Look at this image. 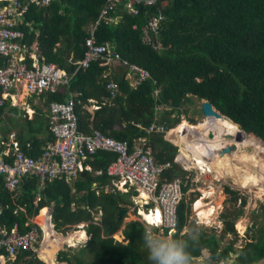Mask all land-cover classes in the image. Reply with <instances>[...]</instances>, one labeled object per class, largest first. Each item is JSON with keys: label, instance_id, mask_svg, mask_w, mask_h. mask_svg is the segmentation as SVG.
<instances>
[{"label": "trees", "instance_id": "1", "mask_svg": "<svg viewBox=\"0 0 264 264\" xmlns=\"http://www.w3.org/2000/svg\"><path fill=\"white\" fill-rule=\"evenodd\" d=\"M103 4V0H55L48 9L32 7L25 17V22L33 21L32 29L26 25H21L20 29L25 34L27 47L32 49L36 46L40 52L39 64L56 63L63 72L73 73L75 67L69 62V54L73 53V59L82 56L84 40L89 36L88 29L96 21ZM134 8L136 14L119 11L121 20L118 23H101L95 37L99 44L109 42L121 59L148 71L150 78L130 87L123 80L119 66L100 68L96 63H91L88 69L78 71L73 76L67 88L63 86L55 94L48 93V100L61 102L65 95L77 92L79 96L75 99V112L79 119V130L89 134L91 125L92 129L115 140L127 141L131 146L132 139L147 136L144 129L153 121L156 105L171 109L160 120L165 122L166 128H172L180 121L179 116L183 111L184 115L188 114L184 108L195 97L210 102L214 109L240 126L244 133L253 134L264 143V0H156L149 6L139 2ZM159 15L162 19L157 34L151 38L152 44L143 43V28L150 19ZM58 42L61 46L55 49ZM153 44L160 45V49L154 48ZM27 64L31 67L32 60H27ZM111 76L113 82L117 83L116 96L111 100V105H101L88 123L90 115L83 107L90 98L101 104L103 98L109 96L105 87ZM155 90L159 91L157 95H153ZM174 111H178L176 118L171 117ZM186 119L191 124L196 123L189 116ZM27 130L33 137L42 131V124L38 129ZM200 130L201 127L196 126L190 135L192 139L184 143H180L185 140L184 137L170 136L176 139L175 144L179 143L178 165V161L188 158L194 141L203 143L204 136ZM150 146L158 163L170 164V168L162 173L160 183L188 178L179 168L180 165L173 162L176 148L164 142L162 136H152ZM25 152L30 156L36 155L31 150ZM115 157L111 153H96L87 160L91 172L79 173L72 180L59 176L45 181L44 191L40 195L37 194V186L42 182L27 180L23 185L24 192H19L15 197L17 207L12 204V194L2 189L0 207L6 203L9 208L3 211L0 225L9 229L18 222L21 231H29L31 227H23L26 217L36 216L41 210L36 219L41 216L46 219H41L45 230H51L53 224L56 231L66 234L73 226L88 223L83 229L90 237L85 247L80 248L74 256L61 251L56 260L54 256L50 258L52 262L146 264L144 253L138 248L143 225L137 226L139 222L130 221L123 226L126 214L117 220L118 211L131 204L129 194L103 191L105 185L110 184L105 174L106 168ZM95 171H102V175L96 176ZM188 189L186 182L182 185L177 227L172 237L184 238L186 235L180 233L188 223L193 201H187ZM225 191L236 201V192L228 188ZM35 196L38 204L33 208ZM241 205L238 212L222 216V237L228 233L235 235L233 220L241 214L245 200L241 201ZM44 208H50L51 225L49 212ZM98 213V225L90 223H94V216ZM231 217L233 219H229ZM262 221L256 236L250 237L239 249H234L235 238L219 251V240L201 231L199 244L191 248L193 263L197 264L199 256L207 250L205 258L211 257V264L221 260L227 262L232 256L235 257L231 264H264V214ZM121 228L123 241L117 242L113 235ZM62 239L65 240L60 242V247L63 244L75 247L77 242L84 239V234L77 231L64 238L57 236L55 241ZM26 258L29 261H25ZM20 259L22 263L44 264L32 251H24L18 261Z\"/></svg>", "mask_w": 264, "mask_h": 264}, {"label": "built area", "instance_id": "2", "mask_svg": "<svg viewBox=\"0 0 264 264\" xmlns=\"http://www.w3.org/2000/svg\"><path fill=\"white\" fill-rule=\"evenodd\" d=\"M54 1L0 0V109L10 99V104L17 106V95L21 88L26 94L37 97L44 93L55 94L62 86H67L78 71L88 69L91 63H96L100 68L120 63L128 69V76L137 75L138 83L149 78L146 70L121 59L109 42L97 43L95 32L101 23L112 24L118 21L121 18L119 11L136 14L135 4L143 2L149 6L156 0H103L100 14L93 23L89 36L84 40L82 56L69 59L75 67L71 76L64 74L53 63H43L39 66L33 64L29 67L25 58V34L20 26L26 25L32 29L33 21L25 22L30 7H50ZM161 19L159 15L148 21L146 29L154 36ZM145 33L143 35L150 43L152 37L147 31ZM107 88L111 90L112 95L117 90L114 83H110ZM75 106L73 98L66 102L49 103V131L54 140L47 144L37 157L26 155L14 140V135L9 136L11 142H8L0 133V194L2 186V189L16 197L27 179H37L42 183L59 176H64L67 180L75 179L79 173L91 171L87 160L93 155L98 152L111 153L116 157L105 172L110 181L111 192H137L139 198L144 194L145 199L142 201L137 196L138 202L141 201V206H148L145 217L152 216L154 219L149 222L145 218L146 225L160 228L161 232L167 231L168 234L175 233L177 207L182 198L181 183L179 180L171 183L159 182L169 164L157 163L144 140L130 146L127 141L115 140L98 130L91 134L80 131ZM91 108L98 110L100 106L94 104ZM152 132L150 129L148 133ZM95 175H102V171H95ZM131 199L137 204L136 196ZM39 230L42 233V230ZM39 230L32 228L23 232L18 223H14L9 229L0 225V264H27L18 259L24 251L35 252L37 246V250L40 249L42 240ZM25 261L29 259L26 258Z\"/></svg>", "mask_w": 264, "mask_h": 264}, {"label": "rangeland", "instance_id": "3", "mask_svg": "<svg viewBox=\"0 0 264 264\" xmlns=\"http://www.w3.org/2000/svg\"><path fill=\"white\" fill-rule=\"evenodd\" d=\"M120 20L121 18L118 19V21H116L115 23L119 22ZM145 31H147L148 33L150 32L148 29H146V27H144L143 34H146ZM147 41H148L147 38L144 35H142L143 43L152 44L151 42L148 43ZM59 45L61 46V43L58 42L56 46L59 47ZM153 47L156 49L158 48L160 49V45H157V44L155 45L153 44ZM153 95H156V93H153ZM191 102L192 103L188 104L186 108H184V110L188 111L187 115L190 118L196 120V123L190 124L188 121H185V119L188 116L184 115V111H183L182 115H180L181 123L180 122L178 123L180 124V126L174 127L180 130L178 136L183 137L184 135V133H182L184 130L183 126L186 122H188L186 124H189L190 127L200 126L202 128L203 126H205L206 127L205 129H209L210 131L213 132L214 138L212 141L210 140L211 143L213 141L219 140L220 142H219L218 147L224 153L226 149L228 148V145L230 144L229 141L221 139V136L226 134V131H225L226 127L222 125L218 120L205 119L202 116L201 104L203 100H198L197 98L192 97ZM160 112L161 110L158 111L157 113L159 114ZM202 123H204V125ZM205 129L201 130L200 132V134L203 136H204ZM252 135L248 136V138L250 139L253 138L256 140V143L258 142L261 143V141L258 138H255V136L254 135L252 136ZM233 139L235 140V137H233ZM206 140H207L206 137H204V141L201 145H198V147H195V148L193 146L188 158L186 159L187 164H188V167L186 169H189V170L191 169L193 171V172L190 171L186 173V177H188L187 183L189 186L188 194H187V201H189V199H192L193 201L190 204V214L188 218V223L186 224V226L184 227V230L180 233V235H183L184 233L186 234V229L188 228L187 226L191 223L193 224L195 223L200 226L201 231L205 235L212 234L215 236L217 240H219V251L222 250V248L225 245H227L230 241H233L235 238H237V240L235 241L234 249H239V248H242L246 244L247 240L250 237L254 235L256 236L257 229L263 223L262 220H263V214H264V154L258 153L257 149L251 146L249 142L243 145V141H241L239 142L240 144L238 145L237 149H230V154L233 153V155L235 156V159L232 161V164L225 163L218 167L213 166L214 168H216V170L211 171V181H207L204 175L198 176V174L195 173L196 169L199 168V166L203 167L204 165L203 163H201L199 159L194 158L193 156V155L199 154L201 150L200 148L202 147V145L205 144ZM256 168H258L259 172L256 170ZM230 169L231 170L237 169L239 174H235L231 172ZM225 170H229V172L226 174ZM93 187H95V185ZM226 188L237 193L236 201L233 200L234 196L228 195L226 193L225 191ZM106 191L107 193L111 192L110 189H106ZM203 192H212L210 198L204 200V203L208 204V208L212 206L214 207V209L211 210L212 211L211 216H209L207 219H201L197 215V213H195L191 209L195 199L196 200L200 199L203 196ZM144 196L145 195L143 194L142 197ZM135 200L138 202L137 198ZM242 200H245V205L242 208V212L238 218L233 220L235 235L232 233H228L224 235V237H222V230L224 229V220L222 216L224 214H232L235 211L238 212L239 209L242 207L241 205ZM126 208H127V214H126V218L123 220V226L130 221H136V222L141 221L140 218L137 216L136 210L134 209L135 206L133 205L132 202L130 205L126 206ZM44 215L46 216L47 214H44ZM143 217L145 218V216ZM94 218H97V214L94 216ZM229 219H233V218L231 217ZM42 220H46V219L42 217ZM41 224H42L41 219L38 218V225L42 228ZM239 225H242V228H239ZM143 227H148V226L143 225ZM122 228L118 232H116L115 235H113V238L117 240L118 242L123 241V236L121 233ZM155 229L160 231V228H155ZM45 232L46 231L43 230V233ZM172 235L171 236L168 235V236L172 237ZM41 240H42V237H41ZM60 242L62 241H54L52 242V245H50V242H48L45 247L50 252L51 251L56 252L54 254V260H56V257H57L56 254H58L61 251H66L71 256H74L75 254H77L80 248H83L86 245L85 240H82V242L81 241L77 242L75 247H70L68 244H63L61 248L59 249L61 245ZM35 248L36 249L34 253L37 256L38 246ZM202 253L203 254L199 256V259H198L199 261L197 264H201L202 260L206 259L205 257L208 255L207 250L203 251ZM233 257L235 256L230 257V259L227 262L221 260V261H218L216 264H231ZM37 258L39 259L38 256ZM50 258L51 257H47L46 255H44V260L43 261L40 259L39 260L42 262H45L46 264H54L50 260ZM62 264H66V263H62ZM96 264H98L97 261H96Z\"/></svg>", "mask_w": 264, "mask_h": 264}, {"label": "crops", "instance_id": "4", "mask_svg": "<svg viewBox=\"0 0 264 264\" xmlns=\"http://www.w3.org/2000/svg\"><path fill=\"white\" fill-rule=\"evenodd\" d=\"M32 7H34V6H32ZM32 7H30V10H31ZM35 8H37V9H42V8L43 9H48V7H42V8L35 7ZM29 13H30V11H29ZM92 26H93V23L90 25V27L88 29V33H89V31H90ZM133 28H135V26H133ZM36 35H38V32H36ZM56 44H58V43H55V49L57 48ZM36 55H37V57H39V55H41L40 52H38V49L36 51ZM70 58L73 59V53L69 54L68 59H70ZM53 64L56 65V63H53ZM68 64L70 65L69 62H68ZM113 65L119 66V68L122 69V71H121L122 75L121 76H122L123 80L128 83V85L130 87H135V86H137L139 84L137 75L136 76H132L131 75L132 77L128 76V74L126 73L128 69L126 67H124L122 64L116 62ZM36 66H38V65H36ZM136 66L140 67L139 65H136ZM64 73L67 76H71V74H72V73L68 74L66 71H64ZM104 75H106V74H104ZM104 75H102V78L104 77ZM149 78H150V74H149ZM109 79H110V82L105 87V90L109 91V96H106L105 98H103L101 104H99L96 100L90 98L89 100H87V104H85L84 107H83L85 109V111L90 115V119H89L88 123L91 122L95 111H97V110H93V108H91V105L97 104V105L100 106V108L102 107L101 105H108V104L111 105L112 104L111 100L116 96V93L118 91L117 83L113 82L112 76ZM110 83H114L116 85V87H117V90L114 91L113 95L111 93V90H109L107 88V86ZM11 93L13 95H15V93L13 91ZM153 93H156V95H157L158 94V90H155ZM20 95H21V97H20ZM47 95H48V93H44L42 95H39L38 97L36 95H28L25 92H23L22 88H21L19 95H17L19 97L18 98L19 102H16V103H18L17 106H12L10 104L11 99L9 98L10 101H8L5 104V106L3 107L2 111L0 112V133L5 135V138H6V140L8 142H11L10 141L11 139L9 138V136L10 135H14V140L18 142V145L20 146L21 149H23L24 152L27 151V150H31V152L33 154H36L35 156H31V157H37L40 154V152L43 150V148L45 146H47V144L51 143L54 140L52 134L49 131V116H50V114H49V103H51L52 101H56V100H48L49 98H47L48 97ZM78 96H79V94L77 92H71V93L65 95L61 102H66L70 98H73L75 100ZM13 99H15V97ZM107 99H109V101ZM160 110H161V112L158 114L157 112L160 111ZM170 111H171V109H167V108H164L163 106L156 105L154 107V110H153V121L151 122V124L147 128L144 129V131H145L147 136L136 137V138L132 139L131 145L137 143L140 140L146 141L147 147L150 148L151 153H152V155H153V157H154V159H155V161L157 163H158V161L156 160L154 152H153V149L150 146V138L152 136H154V135L162 136V139H163L164 142H166L167 144H169L172 147L176 148V154L178 156V152H177L178 151V147H177L178 144L174 143L176 139H173L172 137H170V132L173 129H175L174 128L175 126L179 127L180 124H176L172 128H166V125L164 124L165 122L164 121L161 122V120H160V118L163 115V113L170 112ZM175 112H177V114H175ZM177 116H178V111H174V113L171 115L172 118H176ZM179 120H180V118H179ZM185 121H188V120L185 119ZM43 122H44V126H43ZM179 122L181 123V120ZM188 122H186V123H188ZM28 123L31 124V125H29V126H31L30 128L28 126ZM41 124H42V131L32 137L31 133L27 130V128L28 129H32V128L38 129ZM87 128H88V126H87ZM161 128H162V131H160ZM194 128H192V131H193ZM89 129L91 130V133L96 130V129H92L91 125H89ZM150 129H152L153 132L148 134V132H150ZM192 131H190L188 136L191 135ZM182 133H184L183 137H188V136L185 135V130ZM225 139L228 140L229 139L228 136H226ZM239 141H242V139H239ZM247 142H249V141H247V140L245 142L243 141V145L245 143L247 144ZM193 146H194V148L198 147V143L194 141ZM225 152H227V150ZM177 156L175 155V157L173 159V162L176 163V164H177V162H176ZM159 164H161V163H159ZM181 168H183L184 170H187V171H192L191 169L189 170V169H186L184 167H181ZM91 171H88V172H91ZM83 172H85V171H83ZM96 176H98V175H96ZM38 185L39 186H37V194L40 195L44 191L43 186H45V184L41 183V185H40L38 183ZM94 185L95 184H93V186ZM21 190H22V188H21ZM103 191H106V188H104ZM21 192H24V190H22ZM96 193H98V192H96ZM36 198H37V196H35L34 201H32L33 208L36 207L37 204H38V201H37ZM12 199H13V203L12 204L15 205L16 207L19 206L17 204V202L15 203V201H17L15 199V197H13ZM141 201L139 202V205H138L139 213H141V210L143 209L142 206H141ZM71 207H73V204H72ZM7 208H9V206L6 203L1 205L0 209L2 210V216L4 214L3 211L5 209H7ZM44 209L48 210V212H49V215H50V217H49V225H51L52 224V216H51L52 214L50 212V208H44ZM21 210L23 211V209H21ZM40 211L37 213L36 216L30 215L29 217H26L25 223L23 224V227H25V228L31 227V229L32 228H37L38 230L39 229L42 230V228L36 223V218L39 216ZM2 216L0 217V220H1ZM97 218H94L95 219L94 223L93 222H90V223L98 225L97 222L99 221L100 213L97 214ZM15 223H18V222H15ZM87 225H88V223L77 224V225L73 226V228L71 230H69L66 234H61L60 232L55 231L56 229H55L53 224H52L51 230H52L53 233H55L59 237H66L70 233L81 231L84 234V239L83 240H85V244H86L89 241L90 237L85 234L83 229ZM43 236H44V233H43V230H42V236H41L42 240H43ZM37 256H38V253H37ZM53 263L54 264H59L58 261L57 262H53Z\"/></svg>", "mask_w": 264, "mask_h": 264}, {"label": "clouds", "instance_id": "5", "mask_svg": "<svg viewBox=\"0 0 264 264\" xmlns=\"http://www.w3.org/2000/svg\"><path fill=\"white\" fill-rule=\"evenodd\" d=\"M101 9H100V11H101ZM24 44L26 45L25 41H24ZM36 51H37V47H33L32 49H29L27 47V53H26L25 58H26V62H27V60H29V61L32 60V62L35 66L36 65L39 66L43 63L39 64L38 60L40 58L37 57ZM71 79H70V81H71ZM70 81H69V83H70ZM65 87H68V85ZM4 137H5V135H4ZM176 156H177V154H176ZM169 168H170V164H169ZM184 172L187 173L190 171L184 170ZM27 180H36V179H27ZM27 180H25L24 183ZM175 180L180 181L181 191H182V185L187 182V179L182 180L181 178H176L173 181H175ZM173 181H171V182H173ZM171 182H163V183H171ZM24 183H23V185H24ZM23 185H22V188H23ZM105 188L110 189V185H105ZM1 191H2V186H1ZM21 191L22 190H20V192ZM104 192H107V191H104ZM128 194H129L130 201L135 206V210L138 211L139 202H137V204H135L134 201L131 199L132 196H136V198H137L138 193L137 192H134V193L130 192ZM138 198H139V196H138ZM139 199L143 200L145 198L141 197ZM181 200H182V198H181ZM195 202H196V199H195L193 205L195 204ZM193 205L191 208L192 210H193ZM150 206H151V208H153L152 204ZM142 208L143 209L141 210V213H139V211L137 212V216L141 220V221H139V223H141V225L147 226L146 225V219L143 216L146 215L145 211H147L148 206L147 207L142 206ZM166 232L167 231L160 232L159 230H157L151 226H148V227L142 226V235H141L140 241L138 242V248L140 251H142L144 253L145 258H146V264H193V256H192L191 248L193 245L199 244V242L201 240L202 232H201L200 226L198 224L194 223L192 226L188 227L186 229V235L184 238L169 237L168 235L171 236L172 234H168V232H167V234H168L167 235V234H165ZM40 234L42 236L41 232H40ZM201 264H211V257L202 260Z\"/></svg>", "mask_w": 264, "mask_h": 264}, {"label": "bare ground", "instance_id": "6", "mask_svg": "<svg viewBox=\"0 0 264 264\" xmlns=\"http://www.w3.org/2000/svg\"><path fill=\"white\" fill-rule=\"evenodd\" d=\"M213 119L214 120H218L222 125H224L226 127V129H225L226 134L222 135L221 136V139L226 140L225 137L228 136L229 139L227 141H229L230 144H229L228 148L226 149L227 152H224L223 153L219 149V147H218L219 142H220L219 140L213 141L211 143L212 140L210 141L209 139H207L206 142H205V144L202 145V147L200 148L202 151L200 150L199 154L193 155L194 158L199 159L201 161V163H203V165H204L203 167H200L199 166V168L196 169L195 173H197L198 176L199 175H204L207 181H211V171H215L216 170V168H214L213 166L218 167V166H220L222 164H225V163L226 164H232V161L235 159V156L233 155V153L230 154V149H236V148H238V145L240 144L239 142H241V141H239V139H242V141H244V142L246 140L247 141L250 140L249 141V144L251 146H253L254 148H258V147H261V145H263L262 142L260 143V142L257 141L258 143H256V140L255 139L248 138V136H250L252 134H246V133L242 132L241 130H239L238 127H236L237 125H235L234 123L231 122L232 123L231 124L228 121H224V120H220V119H216V118H213ZM202 124L204 125V123H202ZM183 127H184V130H185V135L186 136H188L189 133H190V131H192V128H194V127H190L189 124H186V123L184 124ZM205 128L206 127L203 126L201 128V130H203ZM184 130H183V132H184ZM201 130H200V132H201ZM179 132H180V130L177 129V128H175V129H173L170 132V136H178ZM233 137H235L236 140H234ZM184 138H186V137H184ZM184 141L185 140L180 141V142L184 143ZM207 141H208V143H207ZM175 142H176V140H175ZM198 145H201V144H198ZM261 149H262V152H264V149L262 147H261ZM178 162H179V165L180 166H182L184 168H187L188 167V164H187V161L186 160H180ZM230 171L233 172V173H235V174H239L237 169H235V170H233V169L231 170L230 169ZM225 172L227 174L229 172V170H225ZM211 194H212V192H203V196L200 199H197L196 202H195V204L193 205L194 212L197 213V215L201 219H207L212 214L211 213L212 212L211 210H213L214 207L212 206V207L208 208V204H205L204 203V200L210 198ZM42 217L43 216H41L39 218L42 219ZM145 218L149 222L151 220H154L152 218V216L151 217L150 216H146ZM36 222L38 224V219H36ZM41 226H42V230H45L43 224H41ZM45 231L46 232L44 233V237H43V240H42L43 242L41 244L40 249L38 250V257L42 261L44 260V255H46L47 257H51L52 258V256H54V253H55V251H51L50 252L48 249H46L45 248L46 246L43 247L44 238H46V245H47L48 242H50V245H52V242H54L55 239H56V237H57V235L55 233H53L52 230H45ZM64 240L65 239H62V240H59V241H64ZM59 264H61V263H59Z\"/></svg>", "mask_w": 264, "mask_h": 264}, {"label": "water", "instance_id": "7", "mask_svg": "<svg viewBox=\"0 0 264 264\" xmlns=\"http://www.w3.org/2000/svg\"><path fill=\"white\" fill-rule=\"evenodd\" d=\"M149 35L152 38L154 37V35L151 32L149 33ZM201 113L205 119L216 118V119L232 122L229 118L223 116L222 114H220V112H218L216 109H214L212 107V104L206 100H203V102L201 104ZM175 114H177V112H175ZM238 128H239V130H241L240 126H238ZM241 131L243 132V130H241ZM204 137H206V139L213 140V138H214L213 132L210 131L209 129H205L204 130ZM191 139H192V137H190V136L185 138L186 142L191 140ZM22 190H24V189L22 188ZM124 214H127V210H125V209L119 210L117 213V220L121 219ZM137 226H141V223H138Z\"/></svg>", "mask_w": 264, "mask_h": 264}, {"label": "flooded vegetation", "instance_id": "8", "mask_svg": "<svg viewBox=\"0 0 264 264\" xmlns=\"http://www.w3.org/2000/svg\"><path fill=\"white\" fill-rule=\"evenodd\" d=\"M261 147L264 149V146L263 145H261ZM261 147L256 148L257 149V152L264 154V152H262ZM256 170L259 172L258 168H256Z\"/></svg>", "mask_w": 264, "mask_h": 264}]
</instances>
